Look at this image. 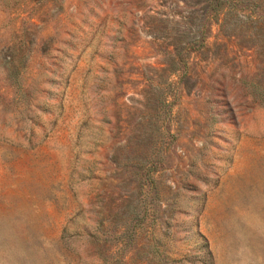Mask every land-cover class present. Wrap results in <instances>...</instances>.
Masks as SVG:
<instances>
[{
    "label": "rangeland",
    "instance_id": "1",
    "mask_svg": "<svg viewBox=\"0 0 264 264\" xmlns=\"http://www.w3.org/2000/svg\"><path fill=\"white\" fill-rule=\"evenodd\" d=\"M203 8L0 0V264H264V34L173 71Z\"/></svg>",
    "mask_w": 264,
    "mask_h": 264
},
{
    "label": "trees",
    "instance_id": "2",
    "mask_svg": "<svg viewBox=\"0 0 264 264\" xmlns=\"http://www.w3.org/2000/svg\"><path fill=\"white\" fill-rule=\"evenodd\" d=\"M204 5L199 25V45L179 47L167 52L173 71L178 69L182 53H192L206 47L213 24L219 25L220 32L231 26L256 29L264 34V0H202ZM237 37L236 35L231 38Z\"/></svg>",
    "mask_w": 264,
    "mask_h": 264
}]
</instances>
